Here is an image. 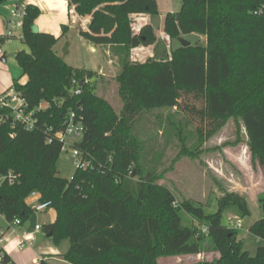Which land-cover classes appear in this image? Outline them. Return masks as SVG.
<instances>
[{"label":"trees","instance_id":"1","mask_svg":"<svg viewBox=\"0 0 264 264\" xmlns=\"http://www.w3.org/2000/svg\"><path fill=\"white\" fill-rule=\"evenodd\" d=\"M5 2L0 0V6ZM76 3L80 15L97 9L90 33L81 32L93 43L135 49L156 40L150 25L137 33L130 27L132 16L157 14L155 0ZM39 16L38 7H26L22 43L28 51L16 54L21 75L7 91L24 100L25 111L35 120L34 129L26 131L12 122L11 108L4 95L0 97L3 219L8 224L19 219L24 225L33 214L26 200L31 193L38 194V201L49 202L55 212L54 222L43 225L42 231L55 245L68 242L61 258L69 264H158L160 258L195 256L201 251L217 256L191 264H264V246L250 257L237 230L221 222L229 206L248 215L246 196L225 194L212 214H205L199 204L177 201L145 169L149 155L133 127L141 112L178 109L183 96H193L202 102L199 116L209 123L206 137L230 119L242 123L251 163L264 175V0H181L178 12L164 16V34L169 40L197 34L205 44L179 45L167 60L124 59L117 77L119 114L88 85L79 96L71 94L73 79L81 80L85 74L94 79L95 72L74 69L58 56L57 38L34 29ZM80 109L84 133L76 147L93 169L74 170L67 180L56 167L62 146L57 133L66 115ZM197 134L202 137L203 132ZM258 206L262 216L248 232L264 242V192ZM181 213L190 218L191 226L183 225ZM200 243L205 244L203 250ZM0 262L13 264L3 249ZM39 264L47 263L41 259Z\"/></svg>","mask_w":264,"mask_h":264},{"label":"rangeland","instance_id":"2","mask_svg":"<svg viewBox=\"0 0 264 264\" xmlns=\"http://www.w3.org/2000/svg\"><path fill=\"white\" fill-rule=\"evenodd\" d=\"M15 1L6 0L0 6V16L7 18L8 8ZM155 2L156 15L142 14L144 19L149 20L156 33V40L151 48L140 46L127 49L124 45L112 47L93 43L81 36L84 26L79 21L72 22L64 15L60 19L56 14L40 13L34 27L54 30L53 26L58 24L59 20L66 23L67 28L64 32L56 35L55 52L74 69L91 72L98 71L99 68L103 69L101 72H95L94 79L86 74L83 77L89 78L88 89L98 97L104 98L115 113L119 114L122 100L119 95L117 77L121 72L124 59L129 62H144L150 59L147 58L150 56L152 60H167L170 57V51L176 49L181 40L193 46L205 44V38L197 34L183 35L181 40H165L164 16L167 13L178 12L181 0H155ZM65 12L67 14V7ZM144 24V20L138 15L131 17L130 27L134 33H137ZM49 32L44 31V33ZM1 47L6 57L4 65L14 74L13 76L17 77L20 74V68L16 60L9 55L20 51L27 52V47L18 38L3 42ZM65 52L68 54L66 55ZM179 103L178 109L141 112L140 120L133 124L139 141L144 144L146 153L149 155L144 164L145 169L154 173L157 176V182L167 186L174 193L177 201L187 200L199 204L203 207L205 214L216 212L218 199L227 193L235 192L247 198L248 189L259 191L264 185V175L260 168L254 167L251 163L242 123L239 120L230 119L216 133L206 137L209 123L201 119L198 114L202 108L201 100L185 95ZM16 104L15 101L10 102L12 107ZM198 130L203 132L202 137L198 136ZM56 167L61 178L69 180L72 177L75 169L70 151L60 154ZM247 208L254 210L253 201L247 200ZM54 215L55 212L49 208L41 213H33L29 221L32 227L38 223L45 225L46 222L55 220ZM181 218L183 225H192V221L185 214L181 213ZM230 221L240 223L241 227L237 229L239 239L248 234L252 219L243 215L237 206L226 207L222 213V225L228 227ZM42 233L38 237L47 239ZM200 247L203 250L205 244L200 243ZM216 256L215 253L201 251L195 256L160 258L158 264H191L211 261Z\"/></svg>","mask_w":264,"mask_h":264},{"label":"built area","instance_id":"3","mask_svg":"<svg viewBox=\"0 0 264 264\" xmlns=\"http://www.w3.org/2000/svg\"><path fill=\"white\" fill-rule=\"evenodd\" d=\"M67 7L66 17L72 21H79L84 26L83 33H90L89 25L93 18V15L97 9L90 14L80 15L78 13V4L76 0H64ZM32 5L28 0H16L8 8V17L4 20V32L0 35V42H7L9 39L18 38L23 39L22 27L25 16L26 7ZM34 6V5H33ZM139 31V30H138ZM2 51L0 49V55ZM89 84V78L83 77L81 80L73 79L71 81L70 92L74 96H79L82 92L81 88L84 85ZM4 99L7 100L8 106L12 111V122L22 126L26 131H32L34 129L35 120L31 113L25 111L24 100L18 98L13 91L4 95ZM11 101H15L17 104L15 107L10 105ZM41 109H45L46 105L42 104ZM63 129L57 133L58 139L62 142L61 153H67L70 151L72 157V164L75 170H92L93 166L89 160L83 157L82 152L76 147V144L80 142L83 133V116L81 115V109L69 112L63 120ZM12 179L11 175L8 176ZM39 195L31 193L27 198V203L30 205L33 213H40L50 208L49 202H40ZM29 222V221H28ZM228 227L233 230H237L241 227L240 223H234L230 221ZM42 227L36 224L32 229L29 223V227L25 228L19 219H14L9 223V230L11 233L19 232V240L15 244L17 250H23L31 246L35 241V234L41 231ZM8 236L6 232L0 230V247L8 242ZM1 264V262H0Z\"/></svg>","mask_w":264,"mask_h":264},{"label":"crops","instance_id":"4","mask_svg":"<svg viewBox=\"0 0 264 264\" xmlns=\"http://www.w3.org/2000/svg\"><path fill=\"white\" fill-rule=\"evenodd\" d=\"M32 5L36 6L39 8L41 14H46V13H52L53 15L56 14L58 18H63V15L66 17V12H65V7L66 4L64 3L63 0H28ZM176 13V12H174ZM139 18L144 20L145 24L144 25H150L149 20H146L143 18L142 15H138ZM6 18L0 16V35L4 29L3 22ZM142 25V26H144ZM151 26V25H150ZM58 27V29H57ZM152 27V26H151ZM66 27V23L63 20H59L58 24L53 26L54 30H45L41 28H35L34 29L38 32H44V31H50L49 34H52L53 36L56 37V35H60L61 33L64 32V29ZM58 31V32H56ZM155 32V31H154ZM156 34V33H155ZM165 40L168 38L165 35ZM3 42H0V49L2 51V54L0 55V97L2 95H5L7 91L11 88L13 80L16 79L17 77H20L21 75V70L20 74L15 77L13 76L14 74L6 68L5 64V52L3 51L1 45ZM55 47V46H54ZM148 48H151V45L148 46ZM139 50V49H137ZM55 51V50H54ZM18 53V52H17ZM17 53H13L9 55V57L13 58V55H16ZM56 53V52H55ZM66 55L68 54L65 52ZM151 53V52H150ZM149 53V54H150ZM57 54V53H56ZM148 54V55H149ZM59 55V54H57ZM61 57V56H60ZM66 57V56H65ZM64 59L63 57H61ZM147 58L152 59L150 56H147ZM15 59V58H14ZM141 62V61H140ZM103 69L99 68L98 71L94 72H101ZM26 82V77H22L20 79V83L24 84ZM249 192L247 193V198H246V203L247 200H251L254 203V210L252 211L251 209H248V215L250 219H252L251 224H249V227L257 220L261 218V209L258 206V197L264 192V185L261 186L259 191H256L254 189H248ZM41 213V212H40ZM55 217V215H54ZM55 219V218H53ZM257 219V220H256ZM53 221V220H52ZM54 222V221H53ZM53 222H46V224H50ZM30 223V221H29ZM36 224H34L35 226ZM41 227L44 224H39ZM31 226V224H30ZM33 226V227H34ZM31 226V229L33 228ZM0 230H3L6 232V235L8 236V242H6L0 249H3L6 254L9 256L13 264H39V261L41 259L44 260L45 263L47 264H69L68 262L64 261L61 258V255L67 252L69 244L67 241L61 242L59 245H55L51 238L46 237L44 233H42L45 238L43 239L41 237H38V235L43 232L42 229L38 233L35 234V241L34 243L23 249V250H17L15 248L16 242L19 240V232L16 230L15 233H11L9 230V224L3 219V217L0 215ZM243 244H244V250L248 253L250 257H254L257 251V248L259 246H264V242H259L257 239L251 235L249 232L247 235H244L242 237Z\"/></svg>","mask_w":264,"mask_h":264},{"label":"water","instance_id":"5","mask_svg":"<svg viewBox=\"0 0 264 264\" xmlns=\"http://www.w3.org/2000/svg\"><path fill=\"white\" fill-rule=\"evenodd\" d=\"M180 45H181V47H187V46L190 45V43L181 40V41H180ZM12 57H13V58H16V55H13ZM24 227H25V228H28V227H29V222H28V221L24 224ZM46 237H50V234H47Z\"/></svg>","mask_w":264,"mask_h":264}]
</instances>
